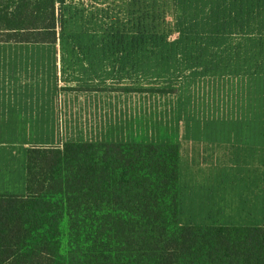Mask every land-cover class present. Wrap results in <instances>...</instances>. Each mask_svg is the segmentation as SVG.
Wrapping results in <instances>:
<instances>
[{
    "label": "rangeland",
    "instance_id": "374dc122",
    "mask_svg": "<svg viewBox=\"0 0 264 264\" xmlns=\"http://www.w3.org/2000/svg\"><path fill=\"white\" fill-rule=\"evenodd\" d=\"M255 1L257 10L234 1L232 27L253 11L264 29V0ZM192 2L63 0L58 52L32 54L31 69L48 86L39 92L53 93L57 107L55 141L45 140L50 128L36 141L178 145L180 137L178 224L264 226V66L180 68L178 27L198 10ZM21 151L10 160L0 153V194L25 193ZM61 231L64 243L65 224Z\"/></svg>",
    "mask_w": 264,
    "mask_h": 264
},
{
    "label": "trees",
    "instance_id": "16d2710c",
    "mask_svg": "<svg viewBox=\"0 0 264 264\" xmlns=\"http://www.w3.org/2000/svg\"><path fill=\"white\" fill-rule=\"evenodd\" d=\"M62 2L0 0V44H56ZM178 172L175 143L29 147L25 193L0 194V264H264V226L178 224Z\"/></svg>",
    "mask_w": 264,
    "mask_h": 264
},
{
    "label": "crops",
    "instance_id": "0c3cea01",
    "mask_svg": "<svg viewBox=\"0 0 264 264\" xmlns=\"http://www.w3.org/2000/svg\"><path fill=\"white\" fill-rule=\"evenodd\" d=\"M192 1V5L199 3L198 10L192 12L190 9L192 16L187 18L186 23L179 20L181 13L178 19L180 25L177 50L180 68L253 69L264 66V29L259 26L262 22L258 23L256 20L258 13L251 11L248 17L251 23L246 21L247 24L243 27L240 23L237 27H232L237 17L240 20V5H235V0ZM213 1H216L219 7L216 13ZM249 2L252 6L255 4L256 10L259 8V1ZM206 45L208 49L204 52ZM58 50L59 47L54 45L0 44V153L6 155L9 160L18 157L19 150H22L20 154L24 161L25 150L29 147L50 146L42 143L41 139L36 141L44 128H50L46 142L55 141V95L39 92L43 88L48 92V86L42 85L43 82L36 78L37 72L39 76L43 72L33 70L30 66L36 59L33 53ZM53 59L54 65L60 66V57L55 56ZM32 73L35 75L33 78ZM178 149L180 162V137Z\"/></svg>",
    "mask_w": 264,
    "mask_h": 264
}]
</instances>
